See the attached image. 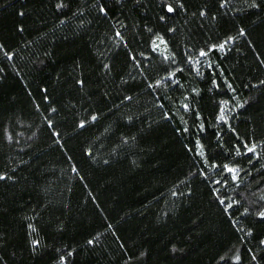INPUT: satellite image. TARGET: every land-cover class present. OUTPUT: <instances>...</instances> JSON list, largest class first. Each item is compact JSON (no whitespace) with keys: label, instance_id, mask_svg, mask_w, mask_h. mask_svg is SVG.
Returning a JSON list of instances; mask_svg holds the SVG:
<instances>
[{"label":"trees","instance_id":"trees-1","mask_svg":"<svg viewBox=\"0 0 264 264\" xmlns=\"http://www.w3.org/2000/svg\"><path fill=\"white\" fill-rule=\"evenodd\" d=\"M0 176V264H264V0H0Z\"/></svg>","mask_w":264,"mask_h":264},{"label":"snow or ice","instance_id":"snow-or-ice-1","mask_svg":"<svg viewBox=\"0 0 264 264\" xmlns=\"http://www.w3.org/2000/svg\"><path fill=\"white\" fill-rule=\"evenodd\" d=\"M181 7H183L182 5H181ZM101 11H104V9H101ZM167 11L169 12V13H171V12H173L174 11V8L171 6V5H169L168 7H167ZM201 15H204V13H201ZM244 33H243V30H241V32H240V35H243ZM232 38H230V40H231ZM161 42H163V41H161ZM225 43H227V41L225 42ZM224 47H225V44H220L219 45V48L221 49V50H223L224 49ZM207 53H205V52H201L200 53V55L201 56H204V55H206ZM93 119H95V117H93ZM220 119L221 120H224V115L223 114H221V116H220ZM81 126H83V125H81ZM248 151L249 152H254L255 151V148L254 147H249L248 148ZM201 155H203V151H201V153H200ZM230 172H234L235 170L234 169H228ZM234 179H235V176L233 177ZM0 179H4V177L3 176H0ZM231 205H229V207H230ZM262 215H264V213H262ZM35 243V242H34ZM239 259V257L237 256V260Z\"/></svg>","mask_w":264,"mask_h":264}]
</instances>
